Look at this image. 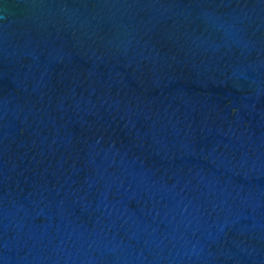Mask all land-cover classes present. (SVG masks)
<instances>
[{
	"label": "water",
	"instance_id": "1",
	"mask_svg": "<svg viewBox=\"0 0 264 264\" xmlns=\"http://www.w3.org/2000/svg\"><path fill=\"white\" fill-rule=\"evenodd\" d=\"M0 264H264V0H0Z\"/></svg>",
	"mask_w": 264,
	"mask_h": 264
}]
</instances>
